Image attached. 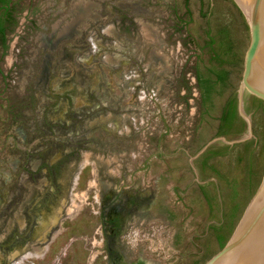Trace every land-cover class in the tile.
<instances>
[{
    "label": "rangeland",
    "instance_id": "rangeland-1",
    "mask_svg": "<svg viewBox=\"0 0 264 264\" xmlns=\"http://www.w3.org/2000/svg\"><path fill=\"white\" fill-rule=\"evenodd\" d=\"M11 5L0 264H203L264 174V104L239 115L249 27L235 0ZM84 5L91 17L65 35ZM230 102L237 116L217 135Z\"/></svg>",
    "mask_w": 264,
    "mask_h": 264
},
{
    "label": "water",
    "instance_id": "water-1",
    "mask_svg": "<svg viewBox=\"0 0 264 264\" xmlns=\"http://www.w3.org/2000/svg\"><path fill=\"white\" fill-rule=\"evenodd\" d=\"M245 1L247 10L235 0L249 27L237 90L240 118H249L259 102L264 104V0ZM203 264H264V174L225 244Z\"/></svg>",
    "mask_w": 264,
    "mask_h": 264
},
{
    "label": "crops",
    "instance_id": "crops-1",
    "mask_svg": "<svg viewBox=\"0 0 264 264\" xmlns=\"http://www.w3.org/2000/svg\"><path fill=\"white\" fill-rule=\"evenodd\" d=\"M120 3V2H119ZM12 0H7L6 2L0 4V40L4 41V37L6 36L9 22L11 21V7ZM125 4V3H124ZM127 7L130 8V4H127ZM76 7L72 6L69 10L71 17L70 21H67L64 25L63 33L69 35H75L78 26H81L83 21L91 16H88L89 6L84 5V7H78L79 13L75 10ZM2 43V42H1ZM219 124V122H218ZM51 227L52 225H46V227Z\"/></svg>",
    "mask_w": 264,
    "mask_h": 264
},
{
    "label": "trees",
    "instance_id": "trees-1",
    "mask_svg": "<svg viewBox=\"0 0 264 264\" xmlns=\"http://www.w3.org/2000/svg\"><path fill=\"white\" fill-rule=\"evenodd\" d=\"M7 0H0V4L6 2ZM219 55L220 53L218 52L217 54H215V59H217V65H222L224 62L222 60H219ZM226 71L224 70H218L217 71V78L216 80H223L224 78H226ZM197 81L201 83L200 79L197 78ZM201 84H199V87ZM209 87H205L203 88V94L205 96H207V94L209 93ZM236 107L234 104H232L231 102L228 104V108L226 110H223L220 117H219V124H218V127H217V135H227L230 133L231 131V127L233 126V123L235 121V118H236ZM206 153H209V154H217V152H214V151H207ZM207 159V157H205ZM206 159L204 160V162L206 163ZM204 163V164H205ZM232 231V230H231ZM227 241V239H222L220 241V248L225 244V242Z\"/></svg>",
    "mask_w": 264,
    "mask_h": 264
},
{
    "label": "bare ground",
    "instance_id": "bare-ground-1",
    "mask_svg": "<svg viewBox=\"0 0 264 264\" xmlns=\"http://www.w3.org/2000/svg\"><path fill=\"white\" fill-rule=\"evenodd\" d=\"M238 2L241 4V6L247 10L249 7H248V4L245 0H238Z\"/></svg>",
    "mask_w": 264,
    "mask_h": 264
}]
</instances>
